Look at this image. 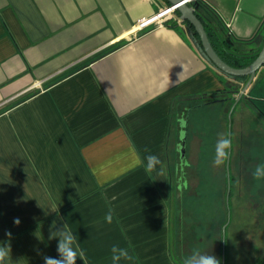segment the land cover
I'll list each match as a JSON object with an SVG mask.
<instances>
[{
  "label": "crops",
  "instance_id": "0c3cea01",
  "mask_svg": "<svg viewBox=\"0 0 264 264\" xmlns=\"http://www.w3.org/2000/svg\"><path fill=\"white\" fill-rule=\"evenodd\" d=\"M188 5L216 53L242 62L256 56L264 0ZM167 7L163 0H0V243L11 244L8 264L59 258L58 241L48 239L53 221L75 235L84 252L77 264H112L113 245L136 258L120 264H182L205 247L219 259L221 228L215 241L212 225L190 231L168 214L164 145L182 99L210 86L239 92L243 84L201 56L173 12L160 27L136 29ZM255 86L263 99L264 63L244 95ZM149 154L161 161L152 173Z\"/></svg>",
  "mask_w": 264,
  "mask_h": 264
},
{
  "label": "rangeland",
  "instance_id": "374dc122",
  "mask_svg": "<svg viewBox=\"0 0 264 264\" xmlns=\"http://www.w3.org/2000/svg\"><path fill=\"white\" fill-rule=\"evenodd\" d=\"M208 88L206 90L214 91L216 87ZM218 88L222 87L218 86ZM256 88L257 86L246 96L245 93L239 98L236 95L233 100L226 99L198 107L193 106L191 109H189L190 104H182V111L175 110L177 106L174 105V111L168 119L169 135L166 138L167 144L165 143L164 150L165 147L168 148L170 160L173 157L176 160L178 155L181 157L177 145L180 139L183 142L180 146L182 160H179L183 176L179 183H185L186 188L179 193L182 204L178 210L182 224L190 219L186 217L187 213L198 208L200 199L203 198L206 201L204 221L212 225L208 236L215 241H217V227L222 221L220 197L222 170L216 169L215 172L212 169L214 148L221 135L227 134L232 141L231 154L227 163V173L231 177L228 211L226 221L221 228L225 226L223 231H220L219 259L221 261L222 258V264H255L253 259L257 256L260 259L262 257L257 264H264V180L257 181L252 176L256 165L264 164V93L263 99L254 97ZM196 164L201 171L202 190L198 188L197 179L193 173ZM170 167L173 168L172 164ZM166 176L167 206L171 218L172 215L173 217L174 214L177 215V208L174 197L171 196L172 184L169 186L167 170ZM225 192L226 185L224 197ZM192 195H196L195 198L199 200H196V205L188 197ZM228 221L229 226L226 227ZM189 222L190 220L188 225ZM206 234L204 233L205 236ZM230 249L231 259L229 258ZM211 250L215 248L205 247V252L210 253Z\"/></svg>",
  "mask_w": 264,
  "mask_h": 264
},
{
  "label": "clouds",
  "instance_id": "9594fccd",
  "mask_svg": "<svg viewBox=\"0 0 264 264\" xmlns=\"http://www.w3.org/2000/svg\"><path fill=\"white\" fill-rule=\"evenodd\" d=\"M232 149V141L227 134L221 135L215 145V156L213 164L215 167L220 168L228 161ZM145 151H149L145 149ZM146 172L152 173L156 170L157 166L161 163L159 157L153 154H149L146 157ZM252 176L255 180H264V164H258L252 172ZM105 219L108 223H112L113 214L109 210ZM14 224L19 225L20 220L17 218L14 220ZM9 238L11 233L6 234ZM48 239L57 240V252L59 258L43 256L44 264H77V260H82L84 252L80 250L79 244L76 241L75 235L70 231L66 225H62L57 228V222L53 221L49 228ZM111 261L112 264H120L121 261L131 262L136 258L130 254L128 248H122L119 245H113L111 247ZM37 254L41 255L37 249ZM11 257V244L0 243V264H8ZM182 264H221L220 259L211 252H201L200 250H194L191 254L183 258Z\"/></svg>",
  "mask_w": 264,
  "mask_h": 264
},
{
  "label": "trees",
  "instance_id": "16d2710c",
  "mask_svg": "<svg viewBox=\"0 0 264 264\" xmlns=\"http://www.w3.org/2000/svg\"><path fill=\"white\" fill-rule=\"evenodd\" d=\"M163 1H164L166 6L169 5L165 0H163ZM173 15L175 17H177V18L179 17L178 13L175 10L173 11ZM197 19H198V17H197ZM183 23L188 28L192 38L194 39V42H195L196 46L198 47V49H200L198 39H197L195 33L193 32L192 27L188 23H186L185 21H183ZM216 54L220 58V60L222 62H224L226 65H228L229 67H232V68H243V67L247 66L248 64H250L253 61V59L255 58V56H252L247 61L242 62V61H240L238 59H231V60L230 59H226L223 56L219 55L218 53H216ZM224 76H226V75H224ZM226 77L229 78V79H232V80H234V81H236L237 83H240V84H243L245 82V80H246L245 77H228V76H226ZM234 94L238 95V85H231V86H228L227 88L222 89V90L221 89L220 90H214V91H211V92L200 93V94L195 95V96L186 97V98L182 99L181 103H177L176 109L182 111V108H183L182 104L183 105L184 104H190L189 105V109H191L193 106L198 107V106L207 105V104H210V103L225 101L226 100L225 98H226L227 95H234ZM191 102H192V104H191ZM177 140H178V138H177ZM180 158L181 157H179V155H178V158L176 160H175L174 157H173L172 160H170L169 157H168V151L166 152V161H167L166 170H167V174H168V183H169V186L172 184L170 186V192H172L171 196L174 197V202H175L176 208H177V210H176L177 215L174 214V218L175 219L178 218V217L181 218L180 212L178 211L180 206H181V204H182V201L180 199L179 193H181V191H183L182 189L186 188V184L185 183H179L180 178L183 176V171L181 170L182 166H180V163H179V160H181ZM170 164H172L173 168L170 167ZM220 168L222 170V191H221V196H220L221 197V214H222L221 217H222V221L220 222V224L218 226L219 230H220L221 226L226 221V213L228 211V201H229V194H230V191H229L228 192V197H227V204H226L225 201H224V191H225V171H224V166H222ZM220 168H217V167L213 166L212 169H214V171L216 172V169L218 171ZM199 169L200 168H199L198 164H196V166L194 167V172L193 173H194L195 178L197 179L198 188H200V190H202V186H201V178L202 177H200L201 176V171ZM228 180L230 182V180H231L230 175L228 176ZM195 196L194 195L188 196L190 199H192L194 205H196V200L199 201L197 198H195ZM202 200H203V198L200 199L201 202H199V207L198 208L192 209V210H190L187 213L186 217L190 218L189 219L190 220L189 225L187 224L190 231L194 230L195 227H199V226L200 227H206V226H208V224L204 221V212H205L204 210L206 208L204 203L206 201H204V200L202 201ZM169 203H168V205H169ZM172 217H173V215H172ZM188 221L186 223H188ZM228 223H229V221H228ZM218 234H219L218 240L220 242V233L218 232ZM199 239H200V237H199Z\"/></svg>",
  "mask_w": 264,
  "mask_h": 264
},
{
  "label": "water",
  "instance_id": "95a60500",
  "mask_svg": "<svg viewBox=\"0 0 264 264\" xmlns=\"http://www.w3.org/2000/svg\"><path fill=\"white\" fill-rule=\"evenodd\" d=\"M169 5L167 8L163 9L165 10H175L179 18L182 21H185L188 23L195 33L198 42H199V52L201 56L210 63L215 70H217L219 73L226 75L228 77H245L246 80L243 83L240 91L238 92V98L241 96V94L246 90L247 86L249 85L250 81L252 80L255 72L258 70L259 67H261L264 63V41L263 44L256 54L253 61L248 64L247 66L243 68H232L226 65L224 62L220 60V58L217 56V54L214 52L213 48L211 47L206 32L204 31V28L200 21L197 19V17L194 15L193 10L188 5V0H165ZM229 114L227 115L228 118ZM182 155V152L180 151V156ZM227 163L224 165V171H225V185H226V192H225V203L227 201L228 192H229V180H228V173H227ZM225 226V225H224ZM224 226L221 228V231H223ZM221 264H222V258H221Z\"/></svg>",
  "mask_w": 264,
  "mask_h": 264
},
{
  "label": "built area",
  "instance_id": "2783aa9c",
  "mask_svg": "<svg viewBox=\"0 0 264 264\" xmlns=\"http://www.w3.org/2000/svg\"><path fill=\"white\" fill-rule=\"evenodd\" d=\"M188 1H191V0H188ZM173 11H174L173 9L165 10L163 12L160 11L157 14H155L149 18L141 19L136 23V29L138 31H142V30H145L151 26L160 27L162 25L163 21L170 18V15Z\"/></svg>",
  "mask_w": 264,
  "mask_h": 264
},
{
  "label": "flooded vegetation",
  "instance_id": "af4514ba",
  "mask_svg": "<svg viewBox=\"0 0 264 264\" xmlns=\"http://www.w3.org/2000/svg\"><path fill=\"white\" fill-rule=\"evenodd\" d=\"M242 95V94H241ZM183 145V142H182V139H180V141H179V144L177 145V149H178V153L180 154V151L182 152V150H180V146H182ZM180 150V151H179ZM181 158H182V155H181ZM182 160V159H181Z\"/></svg>",
  "mask_w": 264,
  "mask_h": 264
}]
</instances>
